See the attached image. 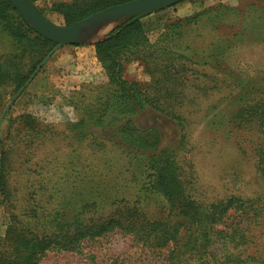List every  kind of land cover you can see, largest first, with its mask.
I'll list each match as a JSON object with an SVG mask.
<instances>
[{
	"label": "rangeland",
	"instance_id": "rangeland-1",
	"mask_svg": "<svg viewBox=\"0 0 264 264\" xmlns=\"http://www.w3.org/2000/svg\"><path fill=\"white\" fill-rule=\"evenodd\" d=\"M71 1L32 2L50 20L66 25L58 4ZM142 21L153 45L162 42L173 49L172 54L162 56V62L176 67L178 75L169 78L177 81L166 84L168 90L162 95L176 101L173 107L183 115L184 129L175 119L153 109L141 111L134 120L142 128L157 127L162 133L163 148H170L167 153L180 155V179L194 201L209 207L229 197L243 198L224 213L219 228L241 229L248 242L239 250L244 255H264V176L257 170L259 160L264 163V125L260 127L255 122L247 127L234 120L243 95L248 100L264 93V0H183L149 13ZM62 47L51 57L64 51ZM20 48L24 46L0 29V55L13 54ZM94 56L97 58L96 51ZM49 59L20 93L29 78L19 88L12 81L0 87V116L15 96L0 126L2 164L3 153L7 156L5 189L0 190V236L6 234L11 212L34 234L42 232L41 221L46 216L31 211L45 205L51 185L60 174L68 172L72 184L83 182L89 175L99 180L102 174L115 179L114 183L124 191L129 189L132 198L139 196L135 217H147L160 228L165 227L166 240L160 246L155 244L160 229L153 230V240L147 241L135 230L117 226L101 235L81 233L80 252L51 250L37 264H170L176 255L184 259L178 264H198V256L181 254L179 250L178 245L188 234L190 216L180 212L178 199L169 201L162 193L146 189L143 183L147 179L138 173L139 167L131 165L123 149L89 146L67 135L68 122L77 120L78 112L75 103L64 99L82 85L89 88L107 80L98 58L92 76L80 87L66 90L59 101L43 90L37 78ZM29 64L28 56L6 63L11 71H22ZM125 73L131 80L153 81L150 69L139 59L129 60ZM156 78L164 80L159 75ZM26 115L35 123H28ZM111 125L116 127V122ZM94 130L98 131L96 127ZM134 172L136 181L132 180ZM51 202L56 204V197ZM123 209L92 215L93 220L109 216L123 219L124 213L127 215Z\"/></svg>",
	"mask_w": 264,
	"mask_h": 264
},
{
	"label": "trees",
	"instance_id": "trees-1",
	"mask_svg": "<svg viewBox=\"0 0 264 264\" xmlns=\"http://www.w3.org/2000/svg\"><path fill=\"white\" fill-rule=\"evenodd\" d=\"M125 1L129 0H72L60 2L58 6L66 25H70L93 12ZM40 11L42 12L41 9ZM146 15L128 17L105 38L94 43L96 56L107 80L89 88L82 85L72 92L70 98L64 97L66 103H75L78 112L77 120L68 122L67 135L70 140L86 142L89 146H103V149H106L112 145L123 149L130 157L131 165L139 167L138 173L147 179L143 183L146 189L162 193L169 201H180V212L190 216L186 239L178 245L181 254L198 256V264H264L262 252L258 253L259 256L249 253L244 255L239 250L248 242L245 234L240 232L241 229L232 227L229 231L219 228L224 213L234 203L243 202V198L229 197L209 207L194 201L180 179V155L175 152L170 155L167 153L170 148H163L162 133L157 127L142 128L134 120L141 111L153 109L175 119L182 130L184 129L181 121L183 115L173 107L176 101H170L162 95L168 90L166 84L177 81L176 78H169L172 74L178 75L176 67L162 62V56L172 54L173 49L162 42L154 45L150 42L142 21ZM0 29L18 45L24 46L13 54L0 55V87L7 81H12L19 88L55 42L32 28L11 0H0ZM26 56L30 57V64L22 71H11V67L6 65L7 62L11 63ZM131 59L141 60L143 65L150 69L153 75L151 83L131 80L126 76V65ZM156 75L164 77V80L156 78ZM241 99L243 104L234 112V120L247 127L253 126L255 122L262 127L264 93L261 96L249 97L248 100L243 95ZM24 118L31 125L35 123L30 115ZM111 122H116V127H110ZM94 127L98 131H95ZM6 158V153H3L0 178L2 191L5 189L3 172ZM263 164L259 160L257 170L264 176ZM132 174V180L136 181L137 173ZM90 176L76 184L70 182L71 176L68 172L54 179L48 200L41 207V211H31L46 216L41 221V233L34 234L27 223H22L14 212H11L6 234L0 236V264H37L40 258L51 250L80 252L81 233L85 236L101 235L117 226L135 230L134 233L140 234L139 236L147 241L153 240V230L160 229L161 234L159 237L155 236V244H163L168 236L165 227L160 228L147 217H135L138 211L135 204L141 200L139 196L132 198L128 193L129 189L124 191L121 185L114 183L115 179L112 180L111 176L101 174L99 180ZM55 197L57 202L52 205L51 200ZM122 207L127 213H124L123 217L126 220L114 216L100 221L93 220L92 215L119 212ZM74 229L78 230L74 233ZM175 257L177 258H173L170 264L184 261L177 255Z\"/></svg>",
	"mask_w": 264,
	"mask_h": 264
},
{
	"label": "water",
	"instance_id": "water-1",
	"mask_svg": "<svg viewBox=\"0 0 264 264\" xmlns=\"http://www.w3.org/2000/svg\"><path fill=\"white\" fill-rule=\"evenodd\" d=\"M183 0H129L118 4L107 6L93 12L88 16L75 21L70 25H59L46 17L31 0H11L15 8L20 12L25 21L42 36L55 42L53 48L42 59L26 83L19 89L20 93L36 76L42 66L59 47L67 44H79L89 41L96 34V28L109 23L120 21L122 24L130 16L146 15L166 7L172 6ZM110 32V31H109ZM108 32V33H109ZM107 33V34H108ZM107 34L98 37L95 42L105 38ZM15 96L7 103L0 116V126L3 118L13 103ZM2 169V158L0 156V176Z\"/></svg>",
	"mask_w": 264,
	"mask_h": 264
},
{
	"label": "crops",
	"instance_id": "crops-1",
	"mask_svg": "<svg viewBox=\"0 0 264 264\" xmlns=\"http://www.w3.org/2000/svg\"><path fill=\"white\" fill-rule=\"evenodd\" d=\"M119 25L113 21L103 24L96 28V34L109 27L111 31ZM94 43L95 41H84L80 45H64L61 48L64 51H58L49 59L37 77L49 96L54 97L56 101L63 100L66 90L80 87L81 83L92 76L94 64L98 62L94 56ZM63 52L67 54L64 55Z\"/></svg>",
	"mask_w": 264,
	"mask_h": 264
}]
</instances>
